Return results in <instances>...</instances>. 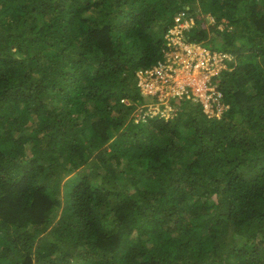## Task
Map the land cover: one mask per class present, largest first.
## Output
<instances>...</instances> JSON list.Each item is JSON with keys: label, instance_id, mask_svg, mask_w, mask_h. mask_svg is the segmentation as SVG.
<instances>
[{"label": "trees", "instance_id": "trees-1", "mask_svg": "<svg viewBox=\"0 0 264 264\" xmlns=\"http://www.w3.org/2000/svg\"><path fill=\"white\" fill-rule=\"evenodd\" d=\"M178 18L220 114L145 115ZM0 264H264V0H0Z\"/></svg>", "mask_w": 264, "mask_h": 264}, {"label": "built area", "instance_id": "built-area-1", "mask_svg": "<svg viewBox=\"0 0 264 264\" xmlns=\"http://www.w3.org/2000/svg\"><path fill=\"white\" fill-rule=\"evenodd\" d=\"M191 19V18H190ZM186 20L185 22H180L179 18L177 19L178 24L170 31L169 36V42H168V50H167V59L165 62H159V64L152 69H146V70H140L138 71L139 76V85L141 87L142 95H153L157 96L159 98L158 91H153V89L149 88V90L146 88V82L143 83L144 76L149 77V75H154L156 77V81L164 80L169 81L172 83L170 77L175 72V68L178 66H185L187 69L186 73H191V71H201V68H206L209 71L215 67L216 62L219 58H223L222 63H225V59L227 54H221L214 51H211L210 49L202 46L201 44L196 43H189L187 40L183 37L184 36V29L187 28V22L190 20ZM181 57H185L184 60H181ZM221 58V59H222ZM205 63L208 65L206 66ZM226 64V63H225ZM223 69V68H222ZM221 71V70H220ZM219 71V72H220ZM194 72V73H195ZM218 72V73H219ZM187 77H189L190 80H188V83H183V85L177 86L176 82H178V79L175 80V84L171 86L172 94L169 97H166L164 99H159V105L162 106V108L166 105H169V100L171 97H186L191 98L196 101H202V103L205 106V111L209 113V115L215 114L216 109H212L210 111L206 110V99H208L210 104H213V106L216 108V105L220 104L219 102V96L220 93L215 88H208L204 89L201 85V79H199V76L192 77V75L186 74ZM153 77V76H151ZM149 81H153L149 78ZM197 83L198 88L197 91L199 93H196L193 89L190 88L191 82ZM179 84V83H178ZM213 85L212 81L210 84H206V86ZM178 87V89H176ZM222 106V105H221ZM223 108V106H222ZM219 109V108H218ZM158 114L161 113L162 115H165L161 110L155 109V107L150 104V109L145 112V115L147 114ZM166 116V115H165Z\"/></svg>", "mask_w": 264, "mask_h": 264}, {"label": "rangeland", "instance_id": "rangeland-1", "mask_svg": "<svg viewBox=\"0 0 264 264\" xmlns=\"http://www.w3.org/2000/svg\"><path fill=\"white\" fill-rule=\"evenodd\" d=\"M194 20H195L194 18H191L187 22V26L188 27L193 26ZM208 20L213 21V16H209ZM209 21H208V24L210 23ZM224 26H225V24H223V23L218 24V28L221 30L224 29ZM226 57H230V55H226ZM221 58L218 59V61L215 64V67L212 68L210 71L206 68H201V71L195 72V70H194V71H191V73L189 74V73H186L187 69L184 65L176 67L175 72L170 77L172 83H170L169 81H164V80H160V81L157 80L156 81V77H154V75H149V77L144 76L143 83H145V81H147L146 82V88L148 90H149V88H151V89H153V91H158V93H159V98L156 97V98L152 99V101H151L152 105L155 107V109L161 110L163 113H165L166 118H171V117L175 116L176 114H174V110H175L174 107L172 105L171 106L166 105L162 108V106H160L158 103L159 99L160 98L164 99L166 97H169L172 94V89L170 87L175 84V82H176L175 80L178 79V82H176L177 86L183 85V83H188V80H190V79H189V77H187L186 74L192 75L191 78L199 76L200 77L199 79H201V85L203 86L204 89L215 88L216 84L210 85V87L206 86V84H210L212 77L214 75L218 74V72L222 68L225 69L227 67V65L225 63H222L223 58L222 59ZM184 59H185V57H181V60H184ZM205 65L207 66L208 64L205 63ZM151 76H153V77H151ZM149 78L153 81L150 82ZM194 83L195 82H193V81L191 82L190 88L193 89L196 93H199L197 91V89H199L198 85H197V83L196 84H194ZM176 89H178V87H176ZM205 102H207V103H205L206 104V110L210 111L212 109L219 108V114L222 113V106L221 105L217 104L216 108H215L213 106V104L209 103L208 99H206Z\"/></svg>", "mask_w": 264, "mask_h": 264}, {"label": "clouds", "instance_id": "clouds-1", "mask_svg": "<svg viewBox=\"0 0 264 264\" xmlns=\"http://www.w3.org/2000/svg\"><path fill=\"white\" fill-rule=\"evenodd\" d=\"M211 81H212V79H211Z\"/></svg>", "mask_w": 264, "mask_h": 264}]
</instances>
